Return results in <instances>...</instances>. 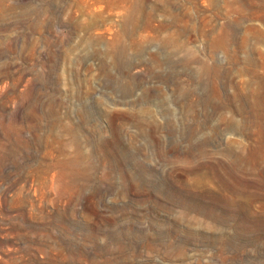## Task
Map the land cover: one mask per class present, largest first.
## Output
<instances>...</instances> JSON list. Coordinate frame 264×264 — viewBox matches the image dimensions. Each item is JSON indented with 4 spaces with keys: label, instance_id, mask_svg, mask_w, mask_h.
Segmentation results:
<instances>
[{
    "label": "rangeland",
    "instance_id": "374dc122",
    "mask_svg": "<svg viewBox=\"0 0 264 264\" xmlns=\"http://www.w3.org/2000/svg\"><path fill=\"white\" fill-rule=\"evenodd\" d=\"M0 264H264V0H0Z\"/></svg>",
    "mask_w": 264,
    "mask_h": 264
},
{
    "label": "bare ground",
    "instance_id": "6f19581e",
    "mask_svg": "<svg viewBox=\"0 0 264 264\" xmlns=\"http://www.w3.org/2000/svg\"><path fill=\"white\" fill-rule=\"evenodd\" d=\"M252 57V56H251ZM216 170V169H215Z\"/></svg>",
    "mask_w": 264,
    "mask_h": 264
}]
</instances>
